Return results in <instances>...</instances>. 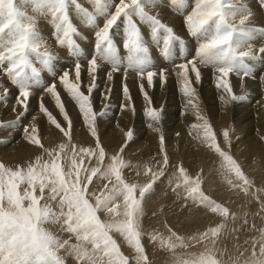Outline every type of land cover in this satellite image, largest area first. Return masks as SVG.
Segmentation results:
<instances>
[{"label": "snow or ice", "instance_id": "6c2138e0", "mask_svg": "<svg viewBox=\"0 0 264 264\" xmlns=\"http://www.w3.org/2000/svg\"><path fill=\"white\" fill-rule=\"evenodd\" d=\"M91 3L94 11L82 7L78 0H0V70L18 90L15 105H19L23 111L19 112L16 121L20 122L28 112L33 86L41 84L40 71L31 59L35 56L43 68L53 75L52 82L45 84L43 90L54 99L65 122L58 121L41 100L39 111L59 131L62 142L54 148H47L42 143L37 125H25L23 138L41 149L42 154L15 168L0 162V264H65L61 250L71 255L77 264H131L130 258L120 251L112 233H119L134 250L132 260L135 264H151L141 242L144 233L140 218L144 214L146 197L153 192L157 182H164L170 166L174 167V171L168 175L167 182L178 200L182 201L180 207L188 211L193 208L207 209L219 215L221 222L187 238L165 224L167 237L153 232L148 233V238L169 252L171 264H221L217 255L218 241L226 221L234 219L235 214L202 190L203 168L190 173L182 161L172 165L166 149V138L158 126L163 106L155 107L145 85H139L146 101L144 115L152 121L148 127L159 134L160 158L156 167L149 164L143 166L142 174L146 180L136 183L126 181L122 174L124 168L131 167L122 153L133 141L134 130H122L124 143L118 152L109 155L102 146L98 123V116L103 117L106 112L101 110L97 113L91 98L100 75L111 83L116 74L123 72L126 77L131 70L141 81L146 79L149 88L154 86L157 76L161 86L166 84L167 66L153 65L136 18L149 24L153 39H157L158 32L162 30L165 33L163 56L173 65L180 92L186 98V107L190 106L195 113L197 123L191 125V128L199 130L195 138L217 157V171L228 189L247 195L249 189L255 188L254 181L218 142L209 119L194 102L198 93L193 83L202 82L201 66L211 67L215 87L221 90L219 99L222 105L245 101V95L234 94L228 77L231 73L238 76L242 73L241 79L249 77L255 65L264 59V44L257 50L250 43L257 34L264 38V27L249 26L252 13L243 0L233 3L225 0H193L190 10L183 12V26L187 36L193 38L195 43L186 46L185 39L173 27L146 10L150 6H157V0H91ZM260 3L264 7V0H260ZM29 6L33 13L51 17L56 43L67 45L72 56L77 58L71 65L62 64L58 72L53 71L54 61L58 57L46 46L37 27V16L27 11ZM70 7L94 29L95 54L89 52V57L85 58L91 81L87 94L81 90L85 60L80 59L83 53L73 40V34H77L78 30L70 20ZM170 7L177 11L185 10L189 7L188 0H170ZM98 17L103 18L102 23L97 22ZM121 24L122 45L128 52L123 61L110 34ZM174 43L179 45V51L173 59ZM100 61L107 62L110 68H103ZM260 79L264 82V75ZM58 84L78 105L94 146L83 147L73 143L74 124L61 101ZM110 93L111 88L101 92L102 101L110 100ZM9 94V90L3 88L0 101L6 100ZM122 94L125 102L119 109L134 113V101L126 83L122 86ZM15 105L12 108L14 112L17 111ZM221 134L230 144V130L224 129ZM261 140H264V135ZM97 180L103 183L94 190L93 185ZM262 191L264 189H256L255 198L260 203V211L264 212V201L259 198ZM102 212L108 220L101 219ZM48 225H58L75 242L61 239L49 230ZM258 232V247L257 239L253 238L252 252L243 258V264H264V227ZM194 245L200 247L190 250ZM177 249L183 251L178 252ZM240 257L241 253L237 252V259ZM233 264H236V260Z\"/></svg>", "mask_w": 264, "mask_h": 264}, {"label": "bare ground", "instance_id": "6f19581e", "mask_svg": "<svg viewBox=\"0 0 264 264\" xmlns=\"http://www.w3.org/2000/svg\"><path fill=\"white\" fill-rule=\"evenodd\" d=\"M227 1L225 0V2ZM243 2L252 13L249 26L256 28L264 27V7L258 6L254 0H243ZM192 3L193 0H188L189 7L185 10L177 11L174 7H170V0H157V6H150L147 8V11L150 14L154 12L162 22L173 27L174 31L185 39V45L190 46L195 41L193 38L188 37L185 32L183 12L190 10ZM83 7L90 11L92 3L85 4ZM28 12L37 16V27L44 38L46 46L58 57V60L54 61L53 71L58 72L62 64L71 65L77 58L72 56L71 50L67 45L60 46L56 43L53 36L54 28L50 23L51 17H45L32 11ZM69 16L73 26L78 30L77 34H73V40L78 44L83 53L80 59L85 60L86 57H89V52L95 54L93 26L88 25L83 16L76 13L72 7L69 9ZM102 20V17L97 18L98 23H102ZM137 24L141 29L143 42L149 48V57L152 59L153 65L156 67L161 65L167 66V83L161 86L157 76L154 78V86L149 88L146 79L141 81L131 70H129L126 77L123 72L116 74L111 83L107 82L103 75L98 76L97 89L94 90L92 95L95 100V104H93L94 110L97 112L96 109L99 108L106 112V115L98 118L102 146L109 155L118 152L120 145L124 143L123 131H126L125 129L128 125H132L134 126L132 128L134 130L133 141L128 143V146L122 153L123 158L131 167L122 170L123 176L125 179L135 176L139 170L143 171L145 164L153 167L158 166L157 161L160 158L158 155L159 134L148 127V124L152 123V121L144 115L146 101L139 89V85L143 83L154 106H163L162 119L158 126L166 138V149L172 165H175L178 161H182L190 173L198 172L203 168V190L212 195L211 198L224 204L235 214L234 219L229 218L226 221V227L218 241L219 252L217 255L220 257L221 264H233L234 260H236V264H243V258L248 257L252 252L253 238L257 239L258 247L260 239L258 237V229L264 227V212L260 211V203L255 198L256 189H264V140H261V136L264 135V82L260 79L264 75V59L255 65V70L251 76L241 79L242 73L239 76L231 73L228 77L233 86L234 94L245 95V101H233L226 106L222 105L219 99L221 90L215 87L214 70L211 67L201 66L202 82L193 83L198 93L194 102L198 103L201 113L209 119L217 135L218 142L225 151H229L232 154L243 166V170L247 176L254 181L255 188L249 189L248 194L245 195L239 190L233 191L228 189L217 171V157L210 153L195 138L199 131L191 128L192 124L197 123L195 113L190 106L186 107V98L180 92V84L173 71V65L171 61L165 59L163 56V36L165 33L161 30L157 34L158 38L153 39L150 26L147 22H141L138 19ZM110 34L113 36V42L117 46V54L121 57L122 61L125 60L128 52L122 45L123 25L121 24L120 27L111 30ZM250 43L258 50L264 44V38H261L257 34L255 39L250 41ZM178 51L179 45L174 43L173 59ZM31 59L34 66L40 71L39 78L41 84L34 85L31 89L32 95L29 102L31 107L27 113L33 112L39 115L41 113L39 111L41 100L45 104V107L48 109L55 107L59 112L54 99L43 90L45 84L52 82V73L43 68L35 56L31 57ZM100 63L103 68H110L107 62L100 61ZM192 79L194 81V75ZM90 82L85 60L82 66L81 80V90L85 94H87V86ZM4 83L11 85V87L7 88L10 93L7 98L13 101L4 100L5 106L9 108V104L15 105V94H18V90L10 83L6 75L0 81V85H4ZM125 83L130 90L134 103H137V105H134V113H125L119 109V106L125 102L122 94V86ZM108 88H111V93L109 94L110 100L102 101L100 93L106 92ZM58 92L60 93L65 110L70 115L74 124L73 143L83 147L94 146V141L88 135L87 128L83 124L78 105L72 98H64L65 89L59 86V84ZM105 104H107L106 109ZM15 106L20 107L19 105ZM59 116L61 119L58 121L65 123L60 112ZM1 117L3 116L0 115ZM18 123L21 124L18 125ZM32 123L37 125L45 147L54 148L62 142L61 134H58L59 131L53 125H45L41 119L37 121L31 119L23 121L21 118V121L17 122L15 118L12 122L3 124L5 134L3 138H0V162L4 163L7 167L15 168L18 164H26L30 160H34L35 156L42 154L41 149L29 144L23 138V129L20 127L31 125ZM101 123H104L106 126L101 125ZM4 125L9 126L4 127ZM224 129L230 130V144L225 142L221 134ZM19 137L21 139L17 140ZM4 140L7 142H3ZM126 154H132L133 156H127ZM173 171L174 167L170 166L168 174L165 177L166 180H164L166 184L158 182L154 186L153 192L146 197L143 203L144 212L147 211L150 217L147 220L144 213L142 220H140V225L144 233L142 238L146 239L143 245L147 246L148 250L145 248V251L151 264H171V260L169 252L161 248L158 242L154 243L150 240L148 233L156 232L167 237L168 232L165 227V224H167L177 234L187 238L221 222L219 215L213 214L207 209L193 208L192 211H188L180 207L182 201L178 200L167 182L169 173ZM143 182L145 181H137V183ZM234 182H236L235 179ZM102 183V181L97 180L93 185V189H98L102 186ZM213 186H216L217 190ZM212 189H215V191L212 192ZM259 198L264 201V191L259 193ZM166 203V209L163 211L162 206ZM100 216L103 220L109 219L103 212L100 213ZM56 226H48V228L52 232L54 229H59L58 232L57 230L53 232L59 234L61 232L60 228H58V225ZM113 234V238L117 241L120 249L134 251L119 233ZM62 239H70L69 234L63 232ZM70 242H75L74 238H71ZM198 247L200 245H194L193 249L190 250L194 251ZM177 251L183 250L177 249ZM237 252L241 253L239 259H237ZM60 254L66 257L65 260L68 264H77L76 260L71 255L65 254L63 250H61ZM133 263H135L134 260Z\"/></svg>", "mask_w": 264, "mask_h": 264}, {"label": "rangeland", "instance_id": "374dc122", "mask_svg": "<svg viewBox=\"0 0 264 264\" xmlns=\"http://www.w3.org/2000/svg\"><path fill=\"white\" fill-rule=\"evenodd\" d=\"M81 1V2H80ZM88 0H79L78 1V3H81V6L83 7L85 4H91V0H89L88 2H87ZM255 1V3L259 6V5H261L260 4V1L259 0H254ZM82 2H83V4H82ZM233 2H235V0H228L227 1V3H233ZM94 5L92 4V7H90V11L91 10H93L94 11ZM71 8V7H70ZM73 8V7H72ZM93 8V9H92ZM74 9V8H73ZM147 10V9H146ZM27 11H32L31 10V7L29 6L28 8H27ZM153 15H156L154 12L152 13ZM138 21V18L136 19V22ZM164 34V33H163ZM164 36H165V34H164ZM164 36H163V39H164ZM2 77V78H1ZM5 77V74L3 73V71L2 70H0V81L3 79ZM8 87H11V85L9 84V83H4V85H0V90H2L3 88H8ZM97 89V88H96ZM9 97V96H8ZM64 98H71L70 96H69V94L66 92V90H65V92H64ZM93 99V100H92ZM5 101H13L12 99H6ZM0 102H3V103H0V115H2L3 117H1L0 118V138H3V136H4V134H5V129L3 128V124L4 123H8V122H12L13 120H15V118L17 117V115L19 114V112L20 111H23V109L22 108H20V107H16V109H17V111H13L12 110V108H13V104L12 105H8L9 106V108L7 107V106H5V103H4V101H0ZM91 102H92V104H95V100H94V96L92 95V98H91ZM134 105H137V103L135 102L134 103ZM31 106H29V108H30ZM68 107H69V105H68ZM52 114H53V116L57 119V120H59V119H61V117L59 116V112L56 110V108L55 107H50L49 109H48ZM97 110V113H99L101 110L99 109V108H97L96 109ZM33 118H35V119H33ZM98 118H99V116H98ZM28 119H31V120H35V121H37L38 119H41V121L45 124V125H47V124H49L48 123V121H47V118L44 116V114L43 113H40L39 115H37V114H35V113H27L26 114V117H22V120L23 121H27ZM99 120H105V119H99ZM19 124H21V123H18V125ZM50 125V124H49ZM101 125H104V123H101ZM104 126H106V125H104ZM134 126H132V125H128V127L125 129L126 131L128 130V129H132ZM21 129H23V127H20ZM58 134H59V132H58ZM21 139V137H19L17 140H20ZM133 147V146H132ZM127 156H133L132 154H126ZM129 171V170H128ZM124 172H126V171H124ZM139 173H141L140 175H135V176H133V177H130V178H128V179H126L128 182H136L137 183V181H140V182H142V181H145L146 180V177H144L143 176V174H142V171L141 170H139ZM123 174V173H122ZM168 174V173H167ZM171 173H169V175H170ZM209 176H210V174H209ZM166 177V176H165ZM165 177L163 178V180H166L165 179ZM157 184H158V182H157ZM162 184H166V182H163ZM216 190H217V187L216 186H213ZM204 189V185L202 184V190ZM215 189H212L213 191L212 192H214L215 191ZM204 191V190H203ZM205 192V194L206 195H208V196H210V197H212V195H210V194H208L206 191H204ZM166 206H167V203L165 204V205H163L162 207H163V211H165V209H166ZM145 214H146V219L148 220V218L150 217V215L148 214V212L147 211H145L144 212ZM142 216H141V218H140V220H142ZM49 227L51 226H53V225H48ZM56 226V225H55ZM56 228H57V226H56ZM59 228V227H58ZM57 230V232H58V230L59 229H56ZM55 229H54V231H56ZM53 231V232H54ZM61 231V230H60ZM57 232H55L56 234H58ZM54 233V234H55ZM61 234V235H60ZM62 234H63V232L61 231V232H59V234L58 235H60V238L62 239ZM113 234V233H112ZM114 235V234H113ZM144 241H146V239H144V238H141V242H142V244H145V242ZM149 242H150V240H149ZM144 246V248H146L147 249V246L146 245H143ZM148 250V249H147ZM120 251L124 254V255H126V256H128L129 258H130V260L132 261L131 262V264H135V263H133V260H132V257H134V255H135V253H134V251H126L125 249L123 250V249H120ZM146 252V251H145ZM66 258V257H65ZM68 260V259H67ZM65 264H68L67 263V261L65 260Z\"/></svg>", "mask_w": 264, "mask_h": 264}]
</instances>
